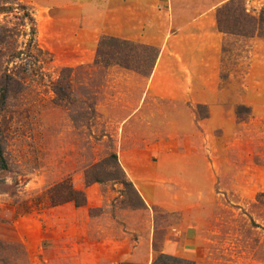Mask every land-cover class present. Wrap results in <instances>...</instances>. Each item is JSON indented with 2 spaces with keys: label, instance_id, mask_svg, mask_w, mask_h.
Listing matches in <instances>:
<instances>
[{
  "label": "rangeland",
  "instance_id": "obj_1",
  "mask_svg": "<svg viewBox=\"0 0 264 264\" xmlns=\"http://www.w3.org/2000/svg\"><path fill=\"white\" fill-rule=\"evenodd\" d=\"M226 1L217 38L171 41L166 0H0V264H264V2L225 32ZM103 35L156 49L151 72L94 63ZM111 152L143 205L85 184ZM64 179L85 205H51Z\"/></svg>",
  "mask_w": 264,
  "mask_h": 264
},
{
  "label": "trees",
  "instance_id": "obj_2",
  "mask_svg": "<svg viewBox=\"0 0 264 264\" xmlns=\"http://www.w3.org/2000/svg\"><path fill=\"white\" fill-rule=\"evenodd\" d=\"M241 2V0H228L216 9L217 27L225 32H230L225 24V13L229 15L233 9L232 4ZM24 7V5H21ZM24 15L30 21V32L34 34L35 27L34 19L29 11H25ZM32 39V38H31ZM142 48L140 55L137 54V49ZM157 50L142 44H134L133 42L121 39L115 36L103 35L98 41L94 63L109 66L112 64L119 65L126 69H131L140 74L147 75L151 72L153 63L157 56ZM71 67H63L59 78L53 83V90L57 99H61L64 94V84L70 83ZM65 72H69L64 75ZM10 79L12 77L7 75ZM66 77V79H65ZM6 94V89L1 88L0 99H3ZM66 94V93H65ZM241 109V108H240ZM239 113V111H238ZM0 144V168H4L6 163L3 157ZM112 168V169H111ZM85 184L89 185L94 182H103L114 180L123 185L129 186V190L139 199L141 205L143 201L140 195L132 185V182L126 176L122 166L119 163L116 153L111 152L100 161H96L88 166L84 171ZM49 199L51 205H57L64 202H72L75 206L85 205L86 195L83 189L75 188L68 179H64L50 188ZM169 262L185 263L186 260L166 253H158L152 260L151 264H169Z\"/></svg>",
  "mask_w": 264,
  "mask_h": 264
},
{
  "label": "crops",
  "instance_id": "obj_3",
  "mask_svg": "<svg viewBox=\"0 0 264 264\" xmlns=\"http://www.w3.org/2000/svg\"><path fill=\"white\" fill-rule=\"evenodd\" d=\"M158 2V0H155ZM225 0H166L164 4L166 7V14L171 16L170 23L177 24L176 31L170 32L165 39L174 40H185V39H197L203 38V36L211 39L217 38L215 27V20L213 11L217 5ZM248 8L254 11L256 5L252 2L261 3L264 0H246ZM150 6H155L151 4ZM159 3L156 4V7ZM186 29H192L191 32H186ZM198 31H193V30ZM182 30V31H181ZM185 31V32H184ZM206 39V38H205ZM170 50L169 44H164L160 51ZM179 258L186 257L185 253L181 254H170Z\"/></svg>",
  "mask_w": 264,
  "mask_h": 264
}]
</instances>
